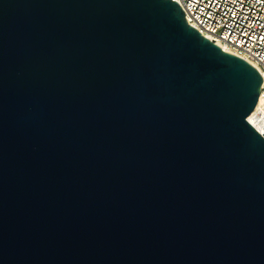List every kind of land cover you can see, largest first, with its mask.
Masks as SVG:
<instances>
[{
  "label": "water",
  "instance_id": "95a60500",
  "mask_svg": "<svg viewBox=\"0 0 264 264\" xmlns=\"http://www.w3.org/2000/svg\"><path fill=\"white\" fill-rule=\"evenodd\" d=\"M184 15L0 0V264H264L262 78Z\"/></svg>",
  "mask_w": 264,
  "mask_h": 264
},
{
  "label": "built area",
  "instance_id": "2783aa9c",
  "mask_svg": "<svg viewBox=\"0 0 264 264\" xmlns=\"http://www.w3.org/2000/svg\"><path fill=\"white\" fill-rule=\"evenodd\" d=\"M176 1L186 23L200 35L255 67L262 78L259 98L264 101V0ZM263 132L264 127L258 131L264 137Z\"/></svg>",
  "mask_w": 264,
  "mask_h": 264
},
{
  "label": "bare ground",
  "instance_id": "6f19581e",
  "mask_svg": "<svg viewBox=\"0 0 264 264\" xmlns=\"http://www.w3.org/2000/svg\"><path fill=\"white\" fill-rule=\"evenodd\" d=\"M262 109V114H257V110ZM248 121L257 131H261L264 127V101L260 97L257 101V107L247 117Z\"/></svg>",
  "mask_w": 264,
  "mask_h": 264
}]
</instances>
